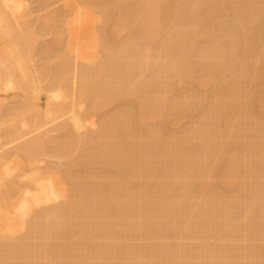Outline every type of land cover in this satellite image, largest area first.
Here are the masks:
<instances>
[{"label":"bare ground","instance_id":"6f19581e","mask_svg":"<svg viewBox=\"0 0 264 264\" xmlns=\"http://www.w3.org/2000/svg\"><path fill=\"white\" fill-rule=\"evenodd\" d=\"M110 1L111 0H108L107 2L109 3ZM113 1L118 7V8L113 7L114 8L113 10L116 9V12L120 6L118 5V2L119 4L121 1L126 3V0H120V1L113 0ZM216 1L217 3H219V5H221L222 7L221 9H224V6H222L223 4L228 9L227 7L228 2H226V0L224 1L222 0L224 2L223 4H220L221 0H215V2ZM27 2L29 3V0H0V41L3 43V45L0 44L2 46V48L0 47L1 48L0 49V106L5 105L4 102L6 100H10V98H8L9 96L13 98V97H17L18 94L20 95L22 94L26 97L30 95L28 96L30 97L29 98L30 101L28 100V97L27 98L22 97V99L26 98V100L25 99L24 100L27 101V104L28 103L30 104V108L29 106H27L28 108H26V110L34 111V112L36 111V117L33 116L34 117L33 119L35 120L33 119L31 120L32 115H30L29 118L30 117L31 118L29 119V121L18 122L17 119L20 117V114L22 112L20 110L19 104H17V102L15 103L13 102L12 104L14 105L10 104V107L8 106L7 108H5L4 106L5 108L4 117L0 118V142H1L0 144V187H4L3 194H0V264H50V263L59 264V263L53 262L54 260H56V258L54 257H56L57 255H59L60 260H62L63 258V262L61 264H249L251 261L252 255L251 256L248 255L247 258L242 257V256H245L242 253V248L236 249V250H239V252L236 253L233 250L234 247L232 246L233 245L232 239H234V233L236 232V229L240 227V225L242 224L241 222H243V219H245L244 217H246L247 215L249 216V214L253 215L251 214L252 211L260 207V204L257 205L259 201L264 204V184L262 185V187L260 185V183H264V180L263 182H261L260 181L261 179L259 178V176H257L255 177L256 180L254 178V180L256 181L255 185H254V182L251 181L253 180L252 178L255 176V174L258 173L257 175H259L260 171L262 175L264 173V148H263L264 142H263V147L261 145L260 149L257 148L262 143L260 141H258L260 142L259 144H257L258 142L255 145L251 144V146L249 147L250 149L247 148V151L251 150L254 152L255 148H256L255 151L257 149L259 150L256 152L257 155L255 154L256 160L253 158L254 156L252 157L251 154L248 152L250 156L253 158V160H255V161L251 160L250 161L251 164L248 163V161L250 160V159L249 160L247 159L248 157H250L248 156V153H247V156L241 157L240 154L238 153L240 151L236 149L237 152L236 151H234V153L232 152L233 158L231 160V158L229 157V162L225 167L226 169L222 173L225 178V181H224L225 185L227 186H230L231 184L234 185L236 181H233V180H237V177L240 171L242 169L246 170L247 167L248 169L246 171L248 172L249 170L248 174L250 176L248 175L247 177L246 174H245L246 176L243 174L244 175L243 177L245 179L250 178L251 182L250 181L249 182L253 184L252 185L248 182L250 185L256 188V186L258 185L256 184L258 182L257 179L258 178L260 179L259 180L260 183L258 182L259 183L258 187L259 189L261 187V190L259 191V189L257 188L256 189L258 191H256L255 188L251 189L252 191L254 190L253 194H252V191H251V195L249 193V195L251 196L250 198H252L251 202L249 206L244 205L246 207L247 212L244 213L243 217L242 215L241 217L239 215V221L238 220H234L232 222L224 221L222 227L218 229H216L213 226V225H216L217 218H220L221 216H223V217H226V219H228L229 213L232 211V207L230 209L226 204L222 203L221 201L223 200L222 197L221 198L211 197L208 201H204V203H202L204 204L203 207L200 206V211L198 210L200 212V213L198 212L200 216H198L199 214L197 215L199 218L198 219L197 216H195V214L193 215V213L196 212L198 208L194 209L190 205V193L192 189L190 186H191V179L194 178V175H196V173L194 172V169L198 166L196 165L198 157L199 156H205V158L209 157L210 156L209 154L212 152V149H213L212 138L215 137V139L220 141L223 134H225L224 132L227 131V128H228L227 119H224L225 122L223 125H219V123L222 122L221 119L223 118V115L221 114L228 115L231 111L236 110V108H238L239 106L241 107V104H243L242 102L245 101V99L244 101H242L243 98L240 99V97L242 93L244 92V83L247 79V76L250 70L253 71L254 69L253 68L254 66L252 65V63H250V57H248L250 56L248 55V52L251 51L250 49L249 51L237 54L234 51L235 47L232 44L231 45L227 44L228 43L227 41L223 40L225 42L224 43L221 39V40H218V42L220 41L221 43L225 45L221 43L218 44V42L216 41L219 37H216V35L219 36L223 34L226 38H228L229 33H234L233 35L235 37L239 33V36L241 35V36H245L246 39L248 38L247 42L254 43V41L258 38V35H261L262 33H264V24H263L264 22L263 23L260 22L261 15L259 14L260 12L258 11L262 8V5L257 4L258 5L257 6L255 4H252L256 6V9H255V6H253L254 9L252 8V6L251 8L248 7V9L245 8L246 10L242 9L245 11L244 13L248 15L246 16L243 13V15L245 16H243V20L241 21L239 20V16H237L240 10L238 12L237 11L235 12L234 10V12L237 13L235 14L233 12L235 17L236 16L238 17V19H236L230 16L231 18L235 19V21L233 22V20L230 18L234 24L236 23L235 25H233L234 31L231 30L232 29L231 27L230 28L231 32L229 31V29H227L228 32L227 30H224V33H223L222 30L225 29L224 27L229 28L230 24H228V26L221 25L220 27L223 26V28L221 29L219 27L218 29V32L221 31L220 32L221 34L217 33L215 35L216 37L215 41L214 39H210L212 43L208 42L210 41L208 39L214 38V34L213 36L209 34V37L205 35L204 32L206 31L207 27L204 25H207V24L202 23V20L200 24L203 25L204 28L203 26H200V27H202V29H205V31L203 32V37H202V31L200 30L201 31L200 33L198 26L195 25L196 26L195 28L198 29V31H196L197 29H195L194 26L192 28V26L190 27L187 24L182 25L184 27L180 26L181 28L179 27L180 29L178 28L177 30L175 26L174 27L175 29L174 28H173L174 30L172 29L173 32L172 30L170 31V33H173V34H170L169 31L166 33L165 32L166 28H164L165 29L164 32L169 35H167L166 37H163L165 33L160 32V28L164 27V25H162L164 22L163 21L164 17H162L164 16V12L161 10V14L162 13L163 14L160 15V13H158L159 8L158 10L156 9L157 13L160 16L158 14H155L154 16L156 18L154 17L153 18L155 20L159 19L160 17L163 18V19H160V21L162 20L161 22L162 24L158 22L157 20L158 25H159L158 26L157 23H155L156 21L151 16L148 15L149 10L146 13V11L143 9L146 13L145 19L148 16L152 19V20H149L150 18H148L147 21H143L147 23V26H149V27H146L148 30L147 31L145 30L146 28L144 25L146 23L142 24L143 30L145 32V37L147 39V40L145 39L147 42L146 43L144 42V43L147 44V46L150 45L149 47H152V45L154 44L153 43L150 44L151 43L150 38L152 37L153 39V36L155 35L156 37L154 36V39L155 38H156L155 40L158 39L155 42L158 43L157 46L160 45L159 47H161V49L158 51H161L160 54H162L161 57H158L157 60H154L153 63L150 64L148 68H150L151 65L152 67L149 69L150 71V72L148 71L149 73H147L148 68H145L146 67L145 65L148 66V63H149V60L147 57L151 55L150 52H148L150 55L146 53L147 50L150 51L149 48L142 49V51L144 49L146 50L145 55L144 53L140 55L139 53L137 54L135 52V51L138 52V50H141V48L138 50L136 49L134 51L135 53H132L130 51L132 56H134L133 54H136L137 57H139L138 55H140L141 58H143V63H142L141 58L139 59L136 57L137 58L136 59L135 57L134 58L129 57V59H131V61L129 60L130 62L129 65L131 66H129L128 64L127 65L125 64V63H128L125 59L124 61L126 62H123L122 64L123 60L121 59V61L119 62L120 58H118L117 60V58L114 55L113 60H110L111 58L106 57L109 60V62H107L108 60L105 58L107 60L106 63H105L104 58H102L104 62L102 63L99 62L100 64L98 63L97 64L98 66L101 64L103 66L101 67L97 66L98 69L96 68V64L94 66L95 68L92 67L93 62L91 61L93 60V57H92L93 52L90 49H88L87 45H89L90 40L93 38V35H92V29L91 27L89 28L88 21L86 18L87 7L85 6L87 5L85 6L73 5V9L71 8L72 9L71 13L69 14L68 20L66 22V30H65L67 34V39L65 40L66 44L64 45V39L63 37H61L63 36L62 35L63 32L60 35V37L62 38V41H61V38L60 39L57 38L58 40L57 43L58 42L60 43L61 41L62 43H60L59 45L61 46V44H63V46H65L64 47V51L66 50L65 56L66 55L69 56V54L73 55L72 57L74 58L75 64L77 65L76 67L79 68L80 66V68H83V69L85 67L84 70L80 69L81 71L82 70L84 71L83 77H82V72L80 71L77 72L78 70L74 72L76 73L75 75L73 73L75 79L72 77L73 75L71 76L68 74L70 76L68 77L69 78L68 81H70L73 78L72 79V83H73V80H75L74 81L75 86L73 85L75 87L73 88L75 91H73V93L75 94L76 97L78 95L77 98H79L80 96H82L81 98H83V95H85L87 92H88L87 94H90L89 91L91 92L92 90L94 92L96 90L97 92L98 90L97 87L102 84L100 82H103L104 78H106V76L108 77V74L110 75L109 78H111L110 81L114 80L113 77H115L119 79V82H120L121 79L122 80L124 79L122 78L123 77L122 74H125V73H126L125 75L130 78L131 74H133V72L136 70V68H138V66L142 68L139 70L140 72L143 69H146L145 70L146 74H149L152 76V78H155V81L158 82V87L161 82L164 83L166 81L164 80V78L169 81V78L174 79L176 77H179L180 75H183V73L184 74L186 72L190 73V69H195V68L198 70L200 69L202 73L199 76H197V78L195 79V82L199 85L200 88H203L209 85L210 82H212V80L214 79V75H211L210 73H208L207 69L211 68L212 70V68L215 67L214 63H216V61L218 62L219 60H221L222 64L224 63L223 66L226 67V73H224L225 68L223 69L222 68L223 66H222L221 70H224L222 74L223 76L219 74V77H221L220 79L221 81L223 79L222 81L223 83L225 82L226 85L227 84L228 85H227V89L224 90V84L221 82L218 90L215 91L211 97L210 95H207V96L201 95V96H198V98L194 96L196 99L195 98L193 99L194 102L192 106L195 107V109L200 113L199 121L197 125H194L195 127L193 126V128L188 130L186 133L182 135V137L178 139L179 148L177 152H176V137H175L176 135L174 136L172 135L173 137L170 136L169 138L166 137L167 140L165 137H163L164 139H161L160 135L153 130L149 132L151 135L147 133V135L145 134V136H143L142 142H140L138 139L134 137L135 135H134L133 128L136 127L137 123L138 124L143 123L144 120L146 119L148 121V118L150 116L154 118L159 117V112H161V110H163L162 108L166 106L167 102L165 103V101H167V99L164 100L165 97L162 96L161 89H153V88H156L154 87L155 85H153L152 89L149 87L152 84H154L155 81L153 80H151L152 83L150 82L151 85L148 86L149 88L146 86V90L147 89L148 90L145 93H143L144 90L140 91L139 87L138 89L137 88L135 89V87L133 85L131 86L130 84L131 87H134L135 89L134 91V89L132 90V88L128 85L127 87L130 88L132 92L130 89L125 88L124 89L125 91L123 92V94L124 96L128 95V96L134 97L133 99L137 100V101L135 100L136 102L133 100V102L136 103V104H133V107L135 108H133L132 106L124 107L125 110L127 111V112L124 111L125 113L124 115L123 112L118 113L119 110L121 109L123 110L124 108H121L120 106H118L120 107L119 109L118 107H116L115 109L116 111L112 113V115L110 114L111 118L108 115L109 118L106 119L108 121L101 120L99 123L100 128L99 130H97L96 139L103 140L106 138V143L103 146V148L102 149H98V148L90 149L89 148L88 150H85L91 156L95 157L94 161L96 162L97 165H99V170L101 171L102 169V171L101 172L98 171L97 172L98 174L96 172L90 173L91 171H87V173L84 175H74V176H72L71 174L65 175V178L66 179L68 178V180L71 181V184H70L71 198H68L69 200H67L66 202L64 201V203L62 202L63 204L61 203L59 205L58 204L56 205V202L60 198L64 197L63 190L61 189L60 185L58 184V180H57V178H60L59 175H57L56 177L49 172V169H42L39 167H34L31 161L35 159L34 157H37L38 155H41V154L44 155L45 152L47 154L48 152L47 148L49 146L46 145V141H44L43 138L36 137L32 139L31 138L26 139L25 141L19 143L18 145H14V144L24 139V137L29 132L39 129L40 126L44 125V123L47 124L48 123L47 120L49 118L53 117L55 120L56 119L55 117L59 118L60 116L73 113V109H74L73 106L72 105L67 106V104L65 103V99L67 98V96L65 97L66 95L65 92H67L66 90L68 88V85L71 83V82L67 83L68 81L66 82V79H67L65 78L66 73L71 71V70L69 71V69H67L66 67L70 66V64L67 62L70 61L69 59H71L70 58L71 56L65 57L63 55L64 52L60 54V55H63L64 57L62 56V59H61L62 61L60 62H58L59 60H57L56 65L57 64L58 65L57 66L55 65L57 68L54 69V70L58 69L59 72L58 70L57 72H51L53 70H51L52 68L50 69V72L52 73V75L55 74L54 77L51 75V77L53 78H49V74L51 73L50 72L48 73V69L50 68V66H47L48 69L46 73L48 74L45 75L47 76V79L44 77L45 73L43 74V70L40 72H39V69L35 71L37 68H40V67H36V65L33 62L34 57H32V52H31L33 51V49L32 47H30V44L31 42L33 43L32 39L37 37V35L34 31L33 33L32 30L29 29L32 27L31 25H30L31 27H29V25L27 26L29 22L26 21L25 18L30 13L29 8L27 9V5H28ZM86 2L87 1H85V3ZM131 2L133 1L131 0ZM131 2L129 1L128 3H131ZM210 2L212 3L214 1L209 0V3ZM91 3L93 4V2ZM128 3H126V6H128ZM149 3L150 1L148 2V4ZM94 4H98V2ZM155 4L153 5V7L151 5L152 9L154 8ZM29 5L28 7H30ZM124 5H125L124 3L121 4V10L123 9L126 10V8L123 7ZM139 5L141 6L142 4L140 3ZM260 5H261V8H259ZM198 7L196 6L195 9L197 8V10L200 11V14L202 10L204 11L201 15L203 14L205 15L206 13H208V11H206L208 8L204 10V9H199ZM127 8H130V7L128 6ZM137 8L142 10L141 9L142 6L141 8L140 7H137ZM193 9L194 7L192 6V9L190 8L189 13H188L189 17L190 16L192 17L193 15L192 18L190 17L191 18L190 20L196 19L197 17L196 13L198 14L199 17L201 16L199 12H197V10L195 9H194L195 12H191L193 11ZM125 10L124 12H126ZM132 10L134 11L135 9H132ZM116 12L115 14L117 15V21H119L120 18H118V16H124V15L119 14L120 12L119 13H116ZM124 12L122 11L121 13L124 14ZM135 12H138V11H135ZM106 13H109V12H106ZM153 13L155 12L153 11ZM24 14H27V15H24ZM111 14L113 15L114 13H111ZM211 14L209 13V16L203 15V17L204 18H206L207 16L210 17ZM126 15L129 16L131 14H126ZM238 15H240V13ZM187 17L188 15L186 16V18ZM203 17L201 19H204ZM122 18L124 19V21L123 20L122 21L125 23L126 21L125 17H122ZM210 19L208 21L206 20L207 23L210 22ZM244 19L246 20L244 21ZM135 20H133V22H135ZM153 20L155 21L154 22L155 24L152 23ZM213 20L214 22H216L215 18H212L210 24L213 23ZM130 21L131 20H129V22ZM148 21L149 22L151 21L150 23L156 25L155 28H154V25L153 27L152 25H148L149 23ZM261 21H263V19H261ZM195 22H198V21H195ZM164 24H165V27H167L166 26L167 23L164 22ZM210 24L208 23V25ZM127 26L129 27V25ZM130 27H132V23ZM150 27H152L153 29H151ZM136 28H138L139 30V28H142V26L136 27ZM148 28L151 30H149ZM105 29L107 28L105 27ZM111 29H110L111 32L112 31L115 32L114 29L113 30ZM117 29H119V27L116 28L115 34H117L118 32ZM152 30L153 32L155 30V32L154 33L151 32ZM146 31L148 32L149 35L147 34ZM176 31H178V33H176ZM195 31L196 33L199 32V34L201 35L195 34V36L197 37H193L192 43H190L189 41L193 35V32ZM32 33L34 34V36L35 35L36 36L35 37L32 36L31 35ZM140 33L141 32L139 31L138 34ZM151 33L153 34V36L150 35ZM155 33L156 34L158 33V35H156ZM204 35L208 37L207 40H205L206 37H204ZM246 35L249 37H247ZM56 36H59V35H56ZM99 36H100L99 34H97L96 36V38H99L97 39L98 41H100L101 39ZM106 36L105 37L102 36V37L106 38ZM141 36L143 38V35ZM160 36L162 38L160 41L161 43L159 42ZM200 36L202 37L203 41H207L208 43H211V45H208L206 42L201 43L202 40ZM28 37H29V41L31 40L30 42H27ZM235 37L233 38V40L236 39L235 42H238L237 37L236 38ZM186 38H188L187 40L189 41H186ZM199 39H200L201 44L199 43ZM126 41L127 40H125V42ZM129 41H130V38H129ZM140 41H138L139 44H140ZM195 41H198L197 43L199 45L196 43L198 47L195 45ZM184 43L185 44L187 43L188 46L191 45L190 52L191 53L193 52L192 54H197V52L196 53L194 52L193 45H195L197 49L199 50L198 53H200L201 51L202 53L201 55L203 57L199 54L192 55L191 53H188L189 48H187L188 49V52H187L186 51L187 49H184L185 48ZM47 44H45V46ZM212 44H214L213 46L215 47H213ZM233 44L237 45V43H233ZM35 45L33 46L35 47ZM127 45L128 44H126V46ZM200 45L201 47L202 46L203 47L201 48ZM219 45H222V46L219 47ZM47 46H50V45H47ZM132 46H133V43H132ZM209 46H211L213 49H210ZM182 47L184 48L181 49ZM36 48L37 47H35L34 50H36ZM44 49H43V52L45 53L46 49L45 50ZM55 49L56 48H54V50ZM128 49L129 48L127 47L126 50ZM130 49L132 48L130 47ZM180 49L181 51L184 50L185 53L181 52ZM37 50H40V49L38 48ZM58 50H60V48ZM204 51L208 52L209 54L211 53L210 55L213 54V56L214 54H217L218 57H215L216 55L214 57L207 55L206 52H205L206 55L205 54L204 55L207 57H204L203 55ZM120 52L123 53V51H120ZM125 53L126 52L124 49V54ZM118 54L119 52L117 53V55ZM127 54H126L127 56L125 55L126 56L125 58H128L129 52H127ZM45 55L43 54V56ZM119 56L120 55H118L117 57ZM143 56H146V57H143ZM49 58L51 57L49 56ZM99 58L101 61H103L101 57ZM146 58H147L146 60L147 63L145 61ZM115 59L117 60V62ZM132 59L134 61H132ZM135 59L137 60V62H135ZM51 60L53 61V58ZM85 61H87L86 63L87 66L81 67L82 66L81 63L82 62L85 63ZM112 61H114L113 64H112ZM144 61L146 64L144 63ZM78 62H81L79 63V66H78ZM91 63H92V66L90 65ZM121 64H122L123 69L120 68ZM124 64H125V67H123ZM142 64L143 65L145 64L144 65L145 67L141 66ZM218 64L219 63H216V65ZM237 64H239V66ZM106 65L108 68L106 67ZM134 65L136 68H134ZM236 65L237 67H239L238 71H236L237 70ZM72 66L73 65H71V67ZM104 66L107 69L111 70V72H107V75H105L106 74L105 72L107 71V69L104 70V72H102L103 68L105 69ZM52 67L54 68L53 65ZM88 67H90V70L88 69ZM92 68L97 69V70L91 71ZM128 68L129 69L131 68L130 71H132V72H129V75H128V71L126 72V70H129ZM132 68L135 70L133 71ZM66 69L68 70V72ZM71 69H73V67ZM87 69L90 71V72L88 71L89 73L87 72ZM213 69H216V68H213ZM32 70H34L35 72L33 71L34 72L33 73ZM65 70L66 72L64 73ZM121 70H125V72L123 71L124 72L123 73ZM115 71L116 72L121 71L122 74L120 73L121 74L120 75L119 73H116ZM113 72H115L114 73L115 75L119 74V76H122V77L118 78V75L113 76L114 75L112 74ZM233 72H238L236 73L237 76L235 75V82L232 81L234 83L231 82L233 77L230 76L231 74L233 75L235 74ZM220 73H222V71ZM39 74H41V76L45 78V82L47 85H45V82L43 81V79H40L41 76ZM79 74L81 75V77ZM259 74H260L259 85L264 87V74L262 73H259ZM101 75L105 77L101 78L102 77ZM228 77L231 78V80H228ZM100 78L102 79V81L100 80ZM158 79H160V81H158ZM106 80L108 81V78H106L104 81L106 82ZM228 81L231 83H229ZM114 82L115 81H112V83L110 84L115 85L113 87H117L118 83L116 82L115 84H113ZM106 83L108 84L109 82H106ZM112 85H110L109 87H111ZM109 87L107 86L106 88L107 89L106 91L108 93H109L108 91ZM118 87L117 89H119ZM140 88L145 89L141 86ZM136 90H139V91H136ZM94 92L92 94L96 93ZM107 92L106 94H108ZM92 94H90L91 96L88 98H91ZM42 95H44L45 97L44 105L40 104V99ZM85 97L82 100L84 101L89 100L87 99V97L86 98ZM119 97L120 96L118 95L116 98L119 99ZM12 100H17V99H12ZM93 100L94 99H92L91 101ZM95 100L94 101L96 105L99 104V101L101 105L106 102H109V99H104L105 101L99 100V99H95ZM111 100H114V99L111 98ZM190 100L188 102H190ZM100 104L98 105L99 106L98 107L96 105L94 106L93 102H91V106H93L92 108L94 110H97V108H100L101 107ZM187 104L189 105V103ZM244 105L245 103L242 106ZM192 106L188 108H193ZM128 107L130 110L127 109ZM172 107L173 106L171 105V108ZM222 112H225V113H222ZM115 113H118V114H115ZM113 114H115L114 116L115 118L118 119V121L112 118L114 117ZM81 117L82 116H80L79 113L78 114L73 113L70 119L67 120L68 123L63 124L60 127L61 128L60 132L67 130L68 134H66V136L63 137L64 138L63 140L61 139L62 142H61L60 147H58V144L56 142L60 143L61 140L55 141V142L51 141L52 144L50 143V141H48L49 145H52L49 147L51 151L56 148L55 151H58L60 153L64 151L66 148H68L69 146H71V144H74L73 139H77V138H74L75 136L72 137L73 135L70 132H68V130L69 129L80 130L81 127L83 128L84 125L86 126L88 123L85 124L86 122L84 123V120ZM110 119L111 120L113 119L116 122H118L117 124L119 123H122V124L120 125V127L118 125L119 128L116 126L117 129L114 127L113 129L108 131L104 127L108 123H115V122L109 121ZM216 119L217 121H215ZM149 120H151V117L149 118ZM218 120H221V121L218 122ZM39 121L42 122V125L40 126L39 124H37L39 123ZM173 124L175 125L176 122H174ZM37 125L39 126V128L37 127ZM243 128L244 126L240 130V133L245 132ZM136 129L137 127L135 128V131ZM215 129H217V131H215ZM26 130H28V132H25ZM64 132L66 133V131ZM151 132H153V134ZM78 139H79V142H81V139L80 138ZM77 140H75V143ZM195 140L199 141L200 146L197 143L196 144L194 143L195 145L193 144V141ZM135 145L137 147L139 146L140 150L137 149ZM131 146H133V148L134 147L136 148V149L135 148L133 149V151L136 150L135 152L132 151ZM46 149L47 151H45ZM81 151L84 152L83 150ZM253 152H251L252 155H253ZM133 153H137V154H133ZM16 155L17 156L19 155L18 157L20 158H18ZM244 157H247L245 159H247V164H249L250 166L249 165L247 167L246 165L244 166V164L246 163L244 161L245 160ZM15 158L17 162L16 160H14ZM114 159H116V161H114ZM18 160L21 162L19 163ZM23 164L26 165L25 167L27 168L28 171L25 169L22 170V168H25L22 166ZM161 164L165 165L164 167H162V170H161V166H162ZM242 165L245 168L242 167ZM157 167L158 168L160 167L161 171ZM19 169L20 171L21 170L24 171L21 176L16 174L19 171ZM157 169H158V172H156ZM143 171H146V173H144ZM246 171H243V172L245 173ZM161 172H162V176L161 174H159ZM154 174L156 175L159 174L161 176L159 177V179L160 178L161 179L158 183L155 182L157 178H154L155 177L153 176ZM159 175H157L156 177H158ZM140 176L144 178L143 182H141L142 185L136 184L134 185V187H132L133 184H131V179H134ZM151 178L155 179V181L153 179L151 180ZM244 178L242 179V181L245 180ZM147 180H148V183L149 182L151 183L153 181L154 183L152 182V184L153 185L155 184V186L152 188L151 184L146 183ZM243 182L247 184L246 181H243ZM171 191L173 192L170 193ZM169 193L172 195V197L171 195H168ZM46 205H49V206L45 207ZM244 206L238 205V207H233V208L234 210L236 208V212H237V210L239 211V209L242 210ZM241 210L239 211L238 214H240ZM179 216L186 217L185 220H186L187 228H186V233L183 239L182 238L176 239V234H177L176 225L179 223ZM74 225L77 227V230L75 227H73ZM196 226L199 227L198 233L201 236H200V241L197 242L198 244L194 243L196 246L193 245L195 249L192 250L191 248H193V246L187 247L188 245L193 244L192 242H188L189 239L191 241V238H190L191 235L188 232L191 229L193 230V228ZM24 229H25V232H21ZM159 230H162V232L159 233L158 232ZM136 233H138L137 241H134L135 243L134 242L130 243L132 242L131 239L134 238V240H136L135 238ZM191 233H193V231ZM245 233L246 235L244 234L243 236L246 237L247 232ZM42 250L45 251L44 253H47V255L44 254V257H43V253L41 252ZM252 252L254 251L252 250ZM234 254L236 255L234 256ZM51 258L53 259V261H51ZM212 259L217 260V262L216 261L214 262ZM234 259L235 260L238 259V262L237 263L233 262ZM12 260L15 261V263L12 262Z\"/></svg>","mask_w":264,"mask_h":264},{"label":"rangeland","instance_id":"374dc122","mask_svg":"<svg viewBox=\"0 0 264 264\" xmlns=\"http://www.w3.org/2000/svg\"><path fill=\"white\" fill-rule=\"evenodd\" d=\"M85 1H87L86 3H85ZM108 0H29V3H28V5L30 6V7H28V5H27V9L29 8V10H30V13L27 15V14H24V15H27L26 16V21H28L29 22V24H27V26L29 25V27H31V28H29V29H31L32 30V32L34 31L35 33H36V35H37V37H35L34 36V32L31 34L32 36H34L33 38L34 39H32L33 40V43L31 42V44H30V47H32V49H33V51H31L32 52V57H34V64L36 65V67H40V68H37L35 71H37L38 69H39V72L40 71H42L43 70V74H44V77L47 79V76H45L46 74H48L49 72H50V69L51 70H53V71H51V72H57V70H54V69H56L57 67V65H56V63H57V60H59L58 62H60V61H62L61 59H62V56L64 55L65 56V51H64V47L65 46H63V44H61V46L59 45L60 43H62L61 41H62V38L61 37H63V39H64V45L66 44L65 43V40L67 39V34H66V22H67V20H68V16H69V14L71 13V10L73 9V5H82V6H85V5H87V6H85V7H87V12H86V18H87V21H88V26H89V28L91 27V29H92V35H93V38L90 40V43H89V45H87V47H88V49H90L92 52H93V55H92V57H93V60L91 61V62H93V66H92V63L90 64L92 67H94L95 66V64H96V68H97V66H98V64H100L99 62H104V60H105V63H106V61L108 60V58H111L110 60H113L114 59V55H115V57L117 58V60H118V58H120V60H119V62L121 61V59L123 60L122 61V64H123V62H128V63H125L126 65L128 64L129 65V60L131 61V59H129V57L130 58H136L137 57V55L136 54H133L134 56H132L131 55V53H130V51L132 52V53H139L140 55L142 54V53H144V55H145V49L146 48H149V50L150 51H148L147 50V52L146 53H148V52H150V56H152V57H147L148 58V60H149V63H148V66L147 65H145L146 63H147V58L145 59V61H146V63H145V61H144V65L146 66H144L143 64L141 65V66H144L145 68H148L149 66H150V64H152L153 63V61L154 60H157L158 59V57H161L162 56V54H160V52L161 51H158V50H160L161 49V47H159L160 45H158L157 46V44L158 43H156L155 41H157V40H155L154 39V36H153V34L151 33L150 35L151 36H153V39H152V37L150 38L151 40V43L150 44H154V45H152V47H149V46H147V44H145L147 41V39H146V37H145V32H144V30H143V23H146V22H143V21H147L148 20V18H150L149 16H151L152 18L154 17V18H156L154 15L155 14H158V13H160V15H162L161 14V10L164 12V16H162V17H164V19L163 18H159V19H157L158 20V22H162V20L160 21V19H163V21L164 22H166L167 24H166V26L167 27H165V24H164V22H163V24L162 25H164V27H161L160 28V32H164V28H166V30H165V32L167 33L168 31H169V33H170V31L175 27L176 28V30L181 26V27H184V26H182V25H185V24H187L188 26H192V28H193V26H194V28L196 27V26H198L199 27V31L201 30L202 31V37H203V32L205 31V29H202V27H200V26H203V25H201L200 24V22H201V20H202V23H204V24H207V25H204V26H206L205 28H206V31L204 32L205 33V35L206 36H208L209 37V34L210 35H212L213 36V34H214V38H209L208 40H210V39H214V41H215V38L216 37H219L218 39H217V41L216 42H218V40H221L222 39V41L224 40V41H227L228 43L227 44H232L234 47H235V52L237 53V54H240V53H243V52H246V51H249V49L251 50L250 52H248V55H250V56H248V57H250V63H252V65L254 66L253 68V71H251L250 70V72H249V74H248V76H247V79H246V81H245V83H244V92L242 93V95H241V97H240V99H242L243 98V100L242 101H244V99H245V101L244 102H242L243 104L245 103V105L244 106H242L243 104H241V107L239 106L238 108H236V110H233V111H231L228 115H226V114H221V115H223V118L221 119L222 120V122H220L219 123V125H223L224 124V119H227V122H228V128H227V131H225L224 133L225 134H223V136H222V138L220 139V141L219 140H217V139H215V137H213L212 138V146H213V149H212V152L209 154L210 156L209 157H207V158H205V156H199L198 157V159H197V164L196 165H198L195 169H194V172L196 173V175H194V178H192L191 179V193H190V205L194 208V209H196V208H198L197 209V213L196 212H194L193 213V215L195 214V216H197L200 212V206H202L203 207V205L204 204H202V203H204V201H208L211 197L213 198V197H219V198H223V200H221L222 201V203L223 204H226L230 209H231V207H232V211L229 213V218L228 219H226V217H223V216H221L220 218H217V221H216V225H213L216 229H218V228H220V227H222V225H223V223H224V221H229V222H232V221H234V220H238L239 221V215H240V217H241V215H242V217H243V215H244V213L245 212H247L246 211V207L244 206V205H248L249 206V204H250V202H251V199L252 198H250L251 196V189H254L255 187L254 186H252L253 184L252 183H250L251 181H253L254 182V185H255V180H256V178L255 177H257V176H259V178L261 179H257L258 180V182L260 183V181L261 182H263V180H264V173H263V175H262V173H261V171H260V173H259V175H257V174H255V176L252 178L253 180H251L250 181V178H248V179H245L243 176L246 174L247 175V177H248V172H249V170H248V172L246 171L247 169H248V165L249 164H251L250 163V161L251 160H253V158L256 160V158H255V154L257 155V151H259L258 149H260L261 148V145H262V147H263V142H264V87L263 86H260L259 85V83H260V74L259 73H262V74H264V33H262L261 35H258V38L254 41V43L253 42H247V39L245 38V36H239V33L236 35V37H237V41L238 42H235L236 41V39H234L233 40V38L235 37L233 34L234 33H229V37L228 38H226L223 34H221L220 32H218V29H219V27L221 26V25H224V26H228V24H230V25H232V26H230L229 25V28H227V27H224L225 29H223L222 31H223V33H224V30H227V29H229V31H230V28L232 27V29L231 30H233L234 31V28H233V25H235L233 22L235 21V19H233V18H231V17H234V18H236V19H238V17L237 16H239V20L241 21V20H243V16H245L246 14L244 13L245 11L244 10H242V9H248V7H250L251 8V6H252V8H253V6H255V5H257V4H261L262 5V8H261V5H260V7L259 8H261L260 10H258L260 13V22L261 23H263L264 22V0H226V2H228V4H227V7H228V9L225 7V5L223 4L224 2V0L222 1L221 0V2L220 1H218V2H220V4H223L222 6H224V9H221L222 7H221V5H219V3H217V1L215 2V0H213L214 2H210L209 3V0H149L150 1V3L148 4V0H141V1H139V0H136V1H134V0H132L133 2H131V0H129L131 3H128L129 1L128 0H126V3H128V6L130 7V8H127L128 6H126V3L125 2H123V1H121L120 2V4H119V2H118V5H120L119 6V12H118V10H117V12H116V9L115 10H113L114 8H118L117 7V5L115 4V2L113 1V0H111V1H113V2H107ZM120 1V0H119ZM139 1V2H138ZM145 1V2H144ZM148 1V2H147ZM152 1H153V3L155 4V6H154V8L152 9L151 8V5L153 4L152 3ZM82 2V3H81ZM91 2H93V4L91 3ZM98 2V4H94V3H97ZM116 2V3H117ZM197 4H196V3ZM80 3V4H79ZM90 5H89V4ZM100 3V4H99ZM122 3H124L125 5L123 6V7H125L126 8V10L125 9H123V7H122V9L123 10H121V4ZM137 3V4H136ZM142 4L141 6H142V8H141V6L139 5V4ZM144 3H146V4H144ZM200 3V4H199ZM215 3V4H214ZM84 4V5H83ZM147 4H148V6H147ZM153 4V5H154ZM193 4H195L197 7H198V5H199V9H207L206 11H208V13H206V11H205V15H208L209 16V13L211 14V15H213V16H211L210 15V17H206L207 19L209 18H215V21L216 22H214V20H213V23H211L210 24V22H211V19H210V22H208L210 25H208V23H207V21L209 20H207L206 18H204L203 17V15H201L204 11L202 10L201 11V14H200V11H198L197 10V8L195 9V5H193ZM210 4V5H209ZM226 4V3H225ZM252 4H255V5H252ZM114 5V6H113ZM138 5V6H137ZM153 5H152V7H153ZM105 6H109L108 7V9H107V7H105ZM133 6H134V8H133ZM140 7L142 10H140L139 8H137V7ZM150 6V7H149ZM192 6L194 7V9L195 10H197V12H199V14L204 18V19H206V20H204V19H201L202 17L200 16H198V14L196 13V15H197V17H196V15H195V17H196V19H193L194 20V22H193V20H190L192 17H193V15H192V17L190 18L189 17V10H190V8L192 9ZM258 6V5H257ZM114 7V8H113ZM132 7V8H131ZM136 7V8H135ZM72 8V9H71ZM111 8V9H110ZM158 8H159V12L157 13V10H158ZM259 8H257V9H259ZM127 9H128V11H127ZM132 9H135L134 11L132 10ZM137 9V10H136ZM146 11V13L148 12V10H149V12H150V14H149V12H148V17L145 19V11ZM157 9V10H156ZM194 9H193V11H191V12H195L194 11ZM218 9V10H217ZM220 9V10H219ZM229 10V11H227V10ZM245 9V10H246ZM254 9V8H253ZM255 9H256V6H255ZM28 10V11H29ZM114 11V12H112V11ZM124 10L127 12H124ZM132 10V11H131ZM233 10V11H232ZM234 10H235V12L237 11H239L240 10V15H238L237 13H235L234 12ZM70 11V12H69ZM124 12V14L123 13H121V12ZM135 11H138V12H135ZM153 11L155 12V13H153ZM215 11H217V12H215ZM106 12H109V13H106ZM115 12L116 13H119V14H122V15H124V16H118V18H120V20L119 21H117V15L115 14ZM128 12H130V13H128ZM134 12H135V14H134ZM142 12V13H141ZM190 12V13H191ZM235 14H237V16L235 17V15H234V13ZM111 13H114L113 15L111 14ZM131 14V15H129V16H127L126 14ZM133 13V14H132ZM137 13V14H136ZM153 14V16H152V14ZM243 13L245 14V15H243ZM107 16H106V15ZM110 14V15H109ZM144 14V15H143ZM112 15V16H111ZM114 15H115V17H114ZM159 15V14H158ZM159 15V16H160ZM188 15V20H187V18H186V16ZM204 15V16H205ZM234 15V16H233ZM248 15V14H247ZM246 15V16H247ZM105 16V17H104ZM231 16V17H230ZM263 16V17H262ZM25 17V16H24ZM28 17V18H27ZM107 17V18H106ZM122 17H125V19H126V21H127V23H129V24H127L126 23V21H125V23L123 22L124 21V19L122 18ZM126 17H128V18H126ZM132 17V18H131ZM143 17V18H142ZM194 17V18H195ZM109 18H110V20H109ZM113 18H115V19H113ZM122 18V19H121ZM131 18V19H130ZM134 18V19H133ZM153 18V19H154ZM197 18H198V20H197ZM233 20V22H232V20ZM245 18V17H244ZM136 19V20H135ZM199 19H200V21H199ZM247 19H248V17H247ZM261 19H263V21H261ZM123 20V21H122ZM129 20H131L130 22H129ZM133 20H135V22H133ZM139 20V21H138ZM149 20H152L151 18L149 19ZM155 20V19H154ZM152 21V23H154L155 21V23H157V25H158V22H157V20H155V21ZM190 20V21H189ZM231 22H230V21ZM246 19H244V21H245ZM110 21H111V23H110ZM114 21V22H113ZM189 21V22H188ZM195 21H198V22H195ZM206 23H205V22ZM238 21V20H237ZM109 22V23H108ZM116 22V23H115ZM149 22V21H148ZM151 22V21H150ZM149 22V23H150ZM226 22V23H225ZM115 23V24H114ZM131 23H132V27H130V25H131ZM134 23V24H133ZM148 23V25H152V27H153V25L155 24H152V23H150L149 24ZM48 24V25H47ZM102 24H104V25H102ZM107 24V25H106ZM117 24V25H116ZM123 26H121V25ZM137 24V25H136ZM264 24V23H263ZM31 25V26H30ZM113 26V28H112V26ZM127 25H129V27L127 26ZM145 25V28L146 27H149V26H147V23L146 24H144ZM196 25V26H195ZM218 25V26H217ZM101 26V27H100ZM142 26V28H139V30H138V28H136V27H141ZM155 26L156 25H154V28H155ZM159 26V25H158ZM204 26H203V28H204ZM209 26V27H208ZM262 26V25H261ZM43 27V28H42ZM105 27L107 28V29H105ZM112 29H111V28ZM119 27V29H117V34H115L116 33V28H118ZM121 27V28H120ZM152 27H150L151 29H153ZM180 27V28H181ZM234 27H236V26H234ZM99 28V29H98ZM131 28V29H130ZM144 28V29H145ZM159 28V27H158ZM174 28V29H175ZM179 28V29H180ZM221 29L223 28V26L222 27H220ZM34 29V30H33ZM101 29V30H100ZM104 29V30H103ZM110 29L111 30H115V32H111L110 31ZM133 29V30H132ZM142 29V30H141ZM149 29V28H148ZM151 29H149V30H151ZM173 29V30H174ZM195 29H197V28H195ZM30 30V31H31ZM103 30V31H102ZM145 30H147V28L145 29ZM162 30V31H161ZM173 30H172V32H173ZM58 31V32H57ZM99 31V32H98ZM105 31V32H104ZM107 31V32H106ZM128 33H127V32ZM139 33V31L141 32L140 34H138L137 32ZM143 31V32H142ZM148 31V30H147ZM146 31V32H147ZM157 31V30H156ZM179 31V30H178ZM178 31H176V33H178ZM196 31H198V29L196 30ZM196 31L195 32H193V35H192V37H191V39H190V41L189 40H187L188 38H186V41H189L190 43H192V38L193 37H197V36H195V34L197 35V34H199V32L198 33H196ZM201 31H200V33H201ZM217 31V32H216ZM232 31V32H233ZM28 32V31H27ZM26 32V33H27ZM57 34H56V33ZM64 34H63V33ZM96 32H98V33H96ZM104 32V33H103ZM150 32V31H149ZM151 32H153V30L151 31ZM154 32H155V30H154ZM153 32V33H154ZM164 32V33H165ZM227 32H228V30H227ZM231 32V31H230ZM61 33H62V35L63 36H61L60 37V35H61ZM101 33V34H100ZM102 33H103V35H102ZM165 33V34H166ZM217 33H219V34H221V35H219V36H217L216 34ZM29 34V33H28ZM97 34H99L100 36V41H98L97 39H99V38H96V36H97ZM147 34H148V32H147ZM156 34V33H155ZM159 34H161V33H159ZM164 34V36L163 37H166L167 35H169V34H166L165 35ZM170 34H173V33H170ZM56 35H59V36H56ZM107 35V36H106ZM138 35V36H137ZM140 35V36H139ZM141 35H143V38H142V36ZM149 35V34H148ZM156 35H158V33L156 34ZM199 35H201V34H199ZM204 35V37H206ZM215 35H216V37H215ZM222 35H223V37H222ZM257 35V34H256ZM32 36H30V37H32ZM102 36H106V38H103ZM127 36V37H126ZM137 36V37H136ZM162 36V35H161ZM161 36H160V40H159V42L161 41ZM183 36V35H182ZM231 36V37H230ZM233 36V37H232ZM247 36V35H246ZM130 38V41H129V38ZM145 37V38H144ZM149 37V36H148ZM147 37V38H148ZM156 37V36H155ZM159 37V36H158ZM179 37H180V35H179ZM199 37V36H198ZM201 37V36H200ZM202 37H201V40H202ZM208 37H206L205 38V40H207V38ZM235 37V38H236ZM247 37H249V36H247ZM37 38V39H36ZM57 38L58 39H60L61 38V41H60V43L58 42L57 43ZM141 39V41H140V39ZM224 38V39H223ZM226 38V39H225ZM31 39V38H30ZM55 39H56V41H55ZM146 39V40H145ZM165 39V38H164ZM36 40V41H35ZM125 40H127L126 42H125ZM154 42H153V41ZM196 40H198V39H196ZM31 41V40H30ZM29 41V37H28V40H27V42H30ZM38 41V42H37ZM115 43H114V42ZM138 41H140V44H139V42ZM150 41H148V42H150ZM203 41V40H202ZM201 41V43H204V42H206L208 45H211V40L210 41H208V42H211V43H208L207 41H203L202 42ZM213 41V40H212ZM223 41V42H224ZM1 42V41H0ZM38 44H37V43ZM54 42V43H53ZM130 42H132L133 43V46H132V43H130ZM145 42V43H144ZM198 41H195V45L197 46V43ZM22 43V42H21ZM37 45H35V44ZM48 43V44H47ZM52 45H51V44ZM56 43V44H55ZM142 43H144V44H142ZM156 43V44H155ZM161 43V42H160ZM188 43V42H187ZM185 44L184 43V45H185V48L184 47H182L181 49H187V48H189V52H188V49L186 50L188 53H191L190 51V49H191V45H189L188 46V44ZM197 43V44H196ZM199 43H200V39H199ZM200 43V44H201ZM214 43V42H213ZM219 43H221L220 41L218 42V44ZM225 43V42H224ZM233 43H237V45H234ZM1 45H3V43L1 42L0 43ZM35 45V47H37L36 48V50H34V46L33 45ZM45 44H47V45H50V46H45ZM100 44H101V46H100ZM126 44H128L127 46H126ZM130 44V45H129ZM139 44V45H138ZM215 44V43H214ZM214 44H212V46L214 45ZM217 44V45H218ZM221 44H223V43H221ZM0 45V47L2 48V46ZM32 45V46H31ZM55 45H57V46H55ZM122 45H124V46H122ZM195 45H193L194 46V52L196 53L197 52V54H192V55H201L202 53H201V51H200V53H198L199 52V50L197 49V47L195 46ZM199 45V44H198ZM206 45V44H205ZM223 45H225V44H223ZM42 46V47H41ZM59 46V47H58ZM222 45H219V47H221ZM238 46V47H237ZM34 47V48H33ZM47 47V48H46ZM53 47V48H52ZM127 47L129 48L128 50H126L127 49ZM130 47L132 48V49H130ZM136 47H138V48H136ZM200 47H201V45H200ZM203 47V46H202ZM201 47V48H202ZM207 47V46H206ZM205 47V48H206ZM213 47H215V46H213ZM218 47V46H217ZM0 48V49H1ZM40 49V50H37V49ZM48 51V53H47V51L45 50V49ZM50 48H52L53 49V51H52V49H50ZM54 48H56L55 50H54ZM60 48V50H58ZM62 48V49H61ZM134 48V49H133ZM141 48V50H138V49H140ZM143 48H145L143 51H142V49ZM209 48L210 49H213L211 46H209ZM31 49V50H32ZM43 49L45 50V53H46V55H45V53L43 52ZM124 49H125V54H124ZM138 50V52L137 51H135V50ZM181 49H180V51H181ZM221 49V48H220ZM57 50V51H56ZM106 50V51H105ZM133 50V51H132ZM204 50V49H203ZM206 50V49H205ZM35 51V52H34ZM120 51H123V53L122 52H120ZM135 51V52H134ZM142 51V52H141ZM193 51V50H192ZM207 51H208V49H207ZM220 51V50H219ZM36 52H38V53H36ZM55 54H54V53ZM64 52V53H63ZM106 54H105V53ZM110 54H109V53ZM115 52V53H114ZM119 52V54L118 55H120L119 57H117L118 55H117V53ZM127 52H129V56H128V58H125L128 54H127ZM141 52V53H140ZM181 52H184V50L183 51H181ZM186 52V53H187ZM203 52V51H202ZM205 52L206 51H204V53H203V55L205 54ZM210 52H212V51H210ZM35 55H34V54ZM51 53V54H50ZM61 53H63V55H60ZM121 53H122V55H121ZM163 53V52H162ZM185 53V52H184ZM187 53V54H188ZM207 53V55H210L208 52H206ZM43 54L45 55V56H43ZM53 54H54V56H53ZM103 54V55H102ZM108 54V55H107ZM127 54V55H126ZM164 54V53H163ZM43 57H42V56ZM102 55V56H101ZM117 55V56H116ZM126 55V56H125ZM131 55V56H130ZM140 55H138L139 57H137V58H141V56ZM160 55V56H159ZM182 55H183V53H182ZM206 55V54H205ZM204 55V57H207V56H205ZM216 55V56H215ZM49 56L51 57V58H49ZM63 56V57H64ZM68 55H66L65 57H67ZM71 56V57H70ZM73 55H71V54H69V56L68 57H70L71 59H69L70 61L69 62H67V63H69L70 64V66H68V67H66L67 69H69V71L70 72H68V70H67V72L68 73H66V77L65 78H67L66 79V82L69 80V78L68 77H70L69 75H73V73L76 71V70H78L77 72H82V77H83V70L85 69V67L84 66H87V61H85V63H81V62H78V66H79V63H81L82 64V66L81 67H84V69L83 68H80V66H79V68L78 67H76L77 65L75 64V60H74V58L72 57ZM164 56V55H163ZM202 56V55H201ZM210 56H212V57H218V55L217 54H214V56H213V54L212 55H210ZM58 57H60V58H58ZM99 57H101V59L102 58H104V60L103 61H101L100 60V58ZM106 57H108V58H106ZM143 57H146V56H143ZM199 57V56H198ZM203 57V56H202ZM53 58V61L51 60ZM73 58V59H72ZM107 60H106V59ZM136 58V59H137ZM45 59V60H44ZM51 60V61H49V60ZM124 59L126 60V61H124ZM135 59V62H137V60ZM142 59V63H143V58H141ZM47 60V61H46ZM116 60V59H115ZM117 60H116V62H117ZM219 60V59H218ZM132 61H134L133 59H132ZM141 61V60H140ZM220 61V62H219ZM218 62L216 61V63H219L218 65H216V63H214V65H215V67H213V68H216V69H213L212 68V70H211V68L210 69H207V72L208 73H210L211 75H214V79L212 80V82H210V84L209 85H207V86H205V87H203V88H200L199 87V85L195 82V79L197 78V76H199L201 73H202V71L199 69H190V73L189 72H186L185 74L183 73V75H180L179 77H176V78H174V79H170L169 78V81L167 80V79H165L164 78V80H166L164 83H160L159 84V87H158V82L157 81H155V78H152V76L151 75H149V74H146V69H143L144 70V72H143V70L140 72L139 70L140 69H142L140 66H138V68H136L135 67V65H134V68H136V70L135 69H133L132 68V70L134 71L133 72V74H131V76H130V78L129 77H127L125 74H122L121 73V71L123 72H125V70H121V71H115L116 73H121L122 74V76H119V74H117L118 75V78L119 77H122V78H124L123 80L121 79V81L119 82V79H117V78H115V77H113V79L114 80H112V81H115L113 84H115L116 82L118 83V88L120 89V91H119V89H117V87H113V86H115V85H112V84H110V83H112V81H110V79L111 78H109V74H108V77L106 76V78H108V81L106 80V82H109L108 84L104 81L106 78H104V80H103V82H100V83H102L100 86H98L97 88H98V90H97V92H96V90H95V92L92 90L91 92L89 91V93L90 94H92L93 92L95 93V94H92V99H99V100H104V99H109V102H106V103H104V104H100V101H99V104L101 105V107L100 108H97V110H94L92 107L93 106H91V102H93V104H94V106L96 105L95 104V101H97V100H93V101H91L92 99L91 98H88V97H90L91 95L90 94H85V95H83V98L86 96L87 97V99H91L90 101L89 100H86V101H84V100H82L83 98H81L82 96H80L79 98H77L78 97V95H77V97L75 96V94L73 93V91H75L73 88H75L74 86V81L75 80H73V83H72V79L74 78L75 79V77H74V75L76 74V73H74V75L72 76L73 78L70 80V81H68L67 83H69V82H71L69 85H68V88H67V92H65L66 93V95H65V97L67 96V98L65 99V103L67 104V106L68 105H72L73 106V113H76V114H80V116H82L81 118L84 120V123L85 124H87L86 126L84 125L83 126V128L81 129L80 128V130H75V129H69L68 130V132H70L73 136L72 137H74V138H80L81 139V142H79V139L77 140V139H73L74 140V144H71V146H69L68 148H66L64 151H62V152H58V151H55V149L54 150H50L49 149V147L50 146H52V145H49V142L48 141H50V143H51V141L52 142H55V141H60L61 139L63 140L64 138V136H66V134H68L67 133V130H64V131H66V133L64 132V131H62V132H60L61 130V126L63 125V124H67L68 123V121L67 120H69L70 119V117L72 116V114L73 113H70V114H66V115H63V116H60L59 118H57V117H55L56 119L54 120V118L53 117H51V118H49L47 121H48V123L47 124H45L44 123V125H42V122H40L39 121V123H37V124H39V126L40 125H42V126H40V128H39V126L37 125V127L39 128V129H36V130H34V131H31V132H29L25 137H24V139H22L21 141H19V142H16L14 145H18L19 143H21V142H23V141H25L26 139H32V138H43L44 139V141H46V145H48L47 147V149H48V152H47V154H46V152H45V154L44 155H38L37 157H34L35 159H33V160H31L32 161V163H33V165H34V167H39V168H42V169H49V172L52 174V175H54V176H56L57 177V175H59V177L60 178H57V180H58V184L60 185V187H61V189L63 190V198H60L57 202H56V205L58 204H61L62 202L64 203V201L66 202L67 200H69L68 198H71V192H70V189H71V186H70V184H71V181H69L68 180V178L66 179L65 178V175H67V174H71L72 176H74V175H84V174H86L87 173V171H91L90 173H94V172H98V171H100L99 170V165H97L96 164V162L94 161V156H91L89 153H87L85 150H88L89 148L91 149V148H98V149H102L103 148V146L105 145V143H106V138L105 139H99V140H97L96 139V134H97V130H99V123H100V121L101 120H104V121H108V120H106V119H108L109 118V116H110V118H111V115H112V113H114L116 110V107H118V106H120L121 108H124V107H127V106H132L133 107V104H136L135 102L137 101L136 99H133L134 97H131V96H124V94H123V92L125 91L124 89L126 88V89H130V88H128L127 86L129 85L130 86V84H131V86L133 85L134 87H135V89L137 88L138 89V87H139V89H140V91L142 90H144L143 91V93H145L147 90H146V86L148 87L149 85H151V83H152V81L151 80H153V81H155L154 82V84H152L151 86H149L151 89L153 88V85H155L154 87H156V88H153V89H161V91H162V96H164L165 97V99L164 100H166L167 99V101H165V103H166V106H164L162 109L163 110H161V112H159V117H156V118H154V117H152V116H150L151 117V120H149V118H148V121H147V119H146V117H145V119L146 120H144V122L143 123H140V124H138L137 123V125H136V127H137V129H136V131H135V128H133L134 130V137L136 138V139H138L140 142H142V138H143V136H145V134L147 135V133H149L150 131H155V132H157L159 135H160V137H161V139H164L163 137H167V138H169L170 136H174V135H176L175 137H176V152L178 151V148H179V145H178V139L180 138V137H182V135L184 134V133H186L188 130H190L191 128H193V126L194 125H197L198 124V121H199V112L195 109V107H193L192 106V104H193V99L195 98V97H197L198 98V96H201V95H205V96H207V95H210V97L213 95V93L215 92V91H217L218 90V88H219V86H220V84H221V82L223 81V79H222V81L220 80L221 79V77H219V74H223V71L224 70H221L222 68L224 69L225 68V72L224 73H226V67H224L223 65H224V63L222 64V62H221V60H219ZM107 62H109V60L107 61ZM111 62V61H110ZM113 62L114 61H112V64H113ZM139 62V61H138ZM98 63V64H97ZM134 63V62H133ZM140 63V62H139ZM138 63V64H139ZM242 63V62H241ZM85 64V65H84ZM122 64H121V69H123L122 68ZM125 64L123 65V67H125ZM131 64H132V62H131ZM135 64V63H134ZM141 64V63H140ZM139 64V65H140ZM222 64V65H221ZM30 65V64H29ZM52 65L54 66V68L52 67ZM56 65V66H55ZM66 65H68V64H66ZM71 65H73L72 67H73V69H71L72 67H71ZM89 65V64H88ZM105 65V64H104ZM238 66H239V64H237ZM237 65H236V67H237ZM32 66V65H31ZM47 66H50V68L48 69L47 68ZM90 66V67H91ZM100 67L101 66H103L102 64L101 65H99ZM98 66V67H99ZM129 66H131V65H129ZM223 66V67H222ZM43 67V68H42ZM70 67V68H69ZM90 67H88V69L90 70ZM105 67V66H104ZM106 67H107V65H106ZM105 67V69L103 68V71L102 72H104V70H106L107 68ZM113 67V66H112ZM140 67V68H139ZM151 67H152V65H151ZM150 67V68H151ZM222 67V68H221ZM42 68V69H41ZM77 68V69H76ZM95 68V67H94ZM94 68H92V70L91 71H95V70H97V69H94ZM150 68H148V70H147V73H149L150 71H149V69ZM47 69H48V73H46V71H47ZM80 69H83L82 71L80 70ZM87 69V72L89 71ZM114 69V68H113ZM112 69V70H113ZM126 69V68H125ZM129 69V68H128ZM131 69V68H130ZM130 69L129 70H126V72L128 71V75H129V72H132V71H130ZM238 69H239V67H237V70L236 71H238ZM252 69V68H251ZM66 70L64 71V73L66 72ZM109 69H107V71L105 72L106 74L105 75H107V72H111V70H109ZM138 70V71H137ZM222 71V73H220L221 71ZM34 70H32V72H33ZM34 71V72H35ZM149 71V72H148ZM194 71V72H193ZM240 71V70H239ZM33 72V73H34ZM38 72V73H39ZM50 72V73H51ZM58 72H59V70H58ZM90 72V71H89ZM88 72V73H89ZM115 72H113L112 74H114ZM123 72V73H124ZM251 72H252V74H251ZM37 73V72H36ZM93 73V72H92ZM92 73H90V74H92ZM95 73V72H94ZM233 73H235L234 75L233 74H231L230 76H232L233 77V79L231 80V78H229L228 77V80H231V82L232 81H234L235 82V75L237 76V74L236 73H238V72H233ZM56 74H58V73H56ZM69 74V75H68ZM112 74H111V76H112ZM120 74V75H121ZM144 74H146V75H144ZM40 76H41V74H39ZM39 75H38V77H39ZM51 75H52V73L51 74H49V78H53L54 77V75H52L53 77H51ZM80 75V74H79ZM117 75H113V76H117ZM133 75V76H132ZM65 76V75H64ZM64 76H63V78H64ZM87 76V75H86ZM90 76V75H89ZM102 77L101 78H103V77H105V76H103V75H101ZM127 78H126V77ZM223 76V75H222ZM80 77H81V75H80ZM45 78H43V76H41V78L40 79H43V81L45 82ZM100 78V80L102 81V79ZM126 78V79H125ZM151 78V79H150ZM157 79V78H156ZM57 80V79H56ZM158 81H160V79H158ZM151 82V83H150ZM229 82V81H228ZM227 82V83H228ZM231 82H229V83H231ZM234 82H232V83H234ZM133 83V84H132ZM156 83V84H155ZM223 83V82H222ZM44 84V83H43ZM144 84V85H143ZM224 84V90H226L227 89V85H226V83L224 82L223 83ZM45 85H47L46 84V82H45ZM67 85V84H66ZM65 85V86H66ZM72 85V86H71ZM74 85V86H73ZM110 85H112L111 87H113V88H111V87H109ZM157 85V86H156ZM163 85V86H162ZM231 85V84H230ZM107 86L109 87L108 88V91H109V93L106 91L107 89ZM130 86V87H131ZM140 86L141 87H143V88H145V89H141L140 88ZM145 86V87H144ZM134 87H131L132 88V90L134 89ZM148 87V88H149ZM158 87V88H157ZM110 89H112V90H110ZM135 89H134V91H135ZM150 89V90H151ZM72 90V91H71ZM131 90V89H130ZM129 90V91H130ZM132 90H131V92H132ZM133 91V92H134ZM136 91H139V90H136ZM106 92L108 93V94H106ZM64 93V94H65ZM119 93V94H118ZM122 95H121V94ZM130 93V92H129ZM84 94V93H83ZM127 94H128V92H127ZM120 96L119 97V99H117L116 97L117 96ZM129 95H131V94H129ZM133 95H134V93H133ZM28 96H30V95H28ZM27 96V97H28ZM73 96H75V97H73ZM124 96V97H123ZM195 96V97H194ZM22 97H26V96H24V95H20V94H18V96L17 97H8V98H10V100H6L4 103H5V105H3V106H0V118H2V117H4V109L5 108H7L8 106L10 107V104H12L13 102L15 103V102H17V104H19V106H20V110H21V114H20V117L17 119L18 120V122H22V121H29V119L31 118H29V116L30 115H32V118H31V120L34 118V117H36V111L34 112V111H27L26 110V108H28L27 106H29V108H30V104L28 105L27 104V101H25L26 100V98H24V99H22ZM85 97V98H86ZM7 98V99H8ZM29 98L30 97H28V100H29ZM77 98V99H76ZM111 98L112 99H114V100H111ZM248 98V99H247ZM12 99H17V100H12ZM190 99H192V100H190ZM196 99V98H195ZM110 100H111V102H110ZM133 100L135 101V102H133ZM190 100V102H188ZM30 101V100H29ZM105 101V100H104ZM21 102H23V103H21ZM45 97H44V95H42L41 96V99H40V104L42 105H44L45 103ZM262 102V103H261ZM98 103V102H97ZM187 103H189V105L187 104ZM27 104V105H26ZM99 104H97L96 106H98ZM12 105H14V104H12ZM171 105L173 106L172 108H171ZM4 106H5V108H4ZM193 107V108H188V107ZM99 107V106H98ZM120 107H118L119 109H120ZM95 108V107H94ZM118 108H117V110H118ZM133 108H135V107H133ZM127 109H129V107L127 108ZM130 110V109H129ZM133 110V109H132ZM124 111H126L125 110V108L122 110H119V112L118 113H121V112H123L124 113ZM33 112H34V114H33ZM127 112V111H126ZM118 113H115V114H118ZM161 113V114H160ZM222 113H225V112H222ZM111 114V115H110ZM115 114H113V116L115 115ZM149 114H151V113H149ZM109 115V116H108ZM124 115H125V113H124ZM34 116V117H33ZM154 116V115H153ZM220 116V115H219ZM216 117H218V116H216ZM112 118H114V119H116L117 121H118V119L117 118H115V116L114 117H112ZM152 118H153V120H152ZM221 118V117H220ZM219 119V118H218ZM33 120H35V119H33ZM120 120V119H119ZM221 120H218V122L219 121H221ZM109 121H111V122H115L116 123V125H115V123H108L104 128L105 129H107L108 131L109 130H111V129H113L114 127L116 128V126L118 127V125H119V127H120V125L122 124V123H119V124H117L118 122H116L115 120H109ZM215 121H217V119L215 120ZM120 122V121H119ZM174 122H176V124L174 125L173 123ZM218 122H216V123H218ZM102 123V122H101ZM222 123V124H221ZM244 126V130H245V132L244 133H240V130L242 129V127ZM118 127V128H119ZM195 127V126H194ZM4 128V127H3ZM117 129V128H116ZM119 131V130H118ZM215 131H217V129H215ZM25 132H28V130H26ZM106 132V131H105ZM117 132V131H116ZM135 132H136V134H135ZM114 133H115V131H114ZM152 134H153V132H151ZM149 135H151L150 133H149ZM172 136V137H173ZM171 137V138H172ZM244 137V138H243ZM167 138H166V140H167ZM170 138V139H171ZM243 138V139H242ZM62 140L60 141V143H58V142H56L57 144H58V147H60V145H61V142H62ZM75 140H77L76 141V143H75ZM196 141V140H195ZM195 141H193V144L195 143H197L198 145H199V141L197 140L196 142ZM258 141H260V142H262L261 144H260V146H258V145H256V146H258L257 148V150L255 151V149H254V152L253 151H247V148H249L250 146H251V144H256ZM47 142H48V144H47ZM224 142V143H223ZM260 142H258L257 144H259ZM0 144H1V142H0ZM52 144V143H51ZM194 144V145H195ZM62 145H63V143H62ZM200 146V145H199ZM198 146V147H199ZM135 147L137 148V149H139L140 147L138 146H136L135 145ZM134 147V148H135ZM53 148V147H52ZM51 148V149H52ZM131 148H132V151H133V146H131ZM135 148V149H136ZM264 148V147H263ZM47 149L45 150V151H47ZM239 150L240 152H238L239 154H240V156L241 157H243V156H247V153L249 152L250 154H251V156L253 157H251L250 156V154L248 153V156H250V157H244V159L245 158H247L249 161H248V163L249 164H247V159H243L246 163L244 164V166L246 165V170H241L240 171V173L238 174V177H237V180H233V181H236V183L234 184V185H230V186H227V185H225V178H224V176H223V172H224V170L226 169L225 167H226V165L228 164V162H229V157L231 158V160H232V158H233V154H232V152L234 153V151H236L237 152V150ZM250 149V148H249ZM49 150H50V152H49ZM58 150V149H57ZM81 150H83L84 152H82ZM140 150V149H139ZM136 150H134L133 152H135ZM251 152H253V155H252V153ZM137 153H138V151H137ZM137 153H133V154H137ZM48 154H50V155H48ZM17 156V155H16ZM19 156V155H18ZM17 156V157H18ZM18 158H20V157H18ZM14 160H16V158L14 159ZM93 160V161H92ZM255 160H253V161H255ZM19 161V160H18ZM114 161H116V159H114ZM253 161H252V163H253ZM16 162H17V160H16ZM21 161H19V163H20ZM199 163V164H198ZM255 163V162H254ZM162 165V166H161ZM160 166H161V170H162V167H164L165 165H163V164H161ZM23 167H25L26 165H22ZM243 165H242V167H244ZM250 166V165H249ZM28 167V166H27ZM167 167V166H166ZM22 168V167H21ZM20 168V169H21ZM101 168V167H100ZM158 168V167H157ZM245 168V167H244ZM20 169H19V171L16 173L17 175H22L23 174V172L24 171H22V170H27V168L25 167V168H22V170L20 171ZM159 170H160V167L158 168ZM158 169L156 170V172H158ZM165 169V168H164ZM160 170V171H161ZM28 171V170H27ZM101 171H102V169H101ZM100 171V172H101ZM243 171H246L245 173L243 172ZM26 172V171H25ZM144 173H146V171H143ZM89 173V172H88ZM95 173V174H96ZM98 174V173H97ZM159 174H161V176H162V172L161 173H159ZM159 174H157V175H159ZM244 174V175H243ZM156 174H154L153 176H155L154 178H157L156 179V181H155V179H153V178H151V180L153 179L155 182H159L160 181V179H159V177H161L160 175L158 176V177H156L157 176ZM245 175V176H246ZM250 176V175H249ZM263 176V177H262ZM245 179V180H243V181H246L247 182V184H245V182H243L242 181V179ZM254 178H255V180H254ZM143 180H144V178H142L141 176L140 177H137V178H134V179H131V184H133L132 185V187H134V185H136V184H139V185H142V183L141 182H143ZM260 180V181H259ZM149 181H150V179H149ZM250 181V182H249ZM146 182V181H145ZM144 182V183H145ZM153 182V181H152ZM152 182L150 183H148V180H147V182L146 183H148V184H151L152 186V188L155 186V184L153 185L152 184ZM250 184H252V185H250ZM256 183V184H258L257 186H256V188L257 189H259V183ZM129 183H130V181H129ZM141 183V184H140ZM154 183V182H153ZM264 183H260V185H261V187H262V185H263ZM130 185V184H129ZM131 186V185H130ZM131 187V188H132ZM150 187V186H149ZM150 187V188H151ZM253 187V188H252ZM261 187H260V189H259V191L261 190ZM255 188V189H256ZM256 189V191H258ZM172 190H174V189H172ZM250 191V192H249ZM255 191V192H256ZM3 192H4V187H0V194H3ZM173 191H171L170 193H172ZM168 194V195H171V194ZM249 193H250V195H249ZM254 193V190L252 191V194ZM260 193V192H259ZM167 195V196H168ZM169 197V196H168ZM167 197V198H168ZM171 197H172V195H171ZM225 197V198H224ZM228 197V198H227ZM90 198V197H89ZM86 200H88V199H86ZM62 203V204H63ZM202 204V205H201ZM260 204V207H258L257 209H255L254 211H252V213L251 214H253V215H250L249 214V216L247 215L246 217H244L245 219H243V222H241L242 224L240 225V227L239 228H237L236 229V232L234 233V239H232V243H233V247H234V251L236 252V253H238L239 252V250H236V249H241L242 248V253L245 255V256H242V257H244V258H247V256L249 255V256H251V261H250V263L249 264H264V204L263 203H261L260 201L257 203V205H259ZM238 205H243L244 207H245V209H244V207H243V209L241 210V209H239V211L241 210V212H240V214H238L239 213V211L237 210V212H236V208H235V210H234V208L233 207H238ZM47 206H49V205H46L45 207H47ZM191 207V208H192ZM201 207V208H202ZM242 207V206H241ZM241 207H239V208H241ZM199 210V211H198ZM230 211V210H229ZM199 212V213H198ZM187 216V215H186ZM194 216V217H195ZM198 216H200V214L198 215ZM198 216H197V218H198ZM192 217V216H191ZM201 218V217H200ZM186 217H184V216H179V223L176 225V227H177V234H176V239H183V237L185 236V233H186V228H187V224H186ZM199 219V218H198ZM211 221H212V219H211ZM77 225V224H76ZM73 227H75L76 228V230H77V227L74 225ZM199 227L198 226H196V227H194L193 228V233H191L192 231L190 230L188 233H190V235H191V241H190V239L188 240V242H192L193 244L191 245H188L187 247H189V246H196L194 243H197L198 241H200V234L198 233L199 232V229H198ZM250 228V229H249ZM215 229V230H216ZM249 230V231H248ZM21 232H25V229L24 230H22ZM159 233H161L162 232V230H159L158 231ZM245 232H247V236L245 237V236H243L244 234L246 235V233ZM243 233V234H242ZM193 235V236H192ZM138 236V233H136L135 234V238H136V240H134V238L133 239H131V241L132 242H130V243H133L134 241H137V237ZM250 236V237H249ZM248 239V240H247ZM215 240V239H214ZM139 241V240H138ZM212 241V240H211ZM210 241V242H211ZM124 242V241H123ZM213 242V241H212ZM135 243V242H134ZM137 243V242H136ZM198 244V243H197ZM193 246V248H191L192 250L193 249H195V247ZM252 250L254 251V252H252ZM47 251V250H46ZM42 253H43V257H44V254H46L47 255V253H44L45 251H41ZM41 253V254H42ZM254 253V254H253ZM40 254V255H41ZM57 254V253H56ZM236 254H234V256H235ZM49 256V255H48ZM52 258H53V256H52ZM51 258V261H53V259ZM54 258H56V260H54L53 262H55V263H59V264H61L62 262H63V258H62V260H60V257H59V255H57L56 257H54ZM216 259V258H215ZM214 262L216 261L217 262V260H214V259H212ZM235 260V259H234ZM233 260V262H235V263H237L238 262V259H236L235 261ZM41 261H42V259H41ZM60 261V262H59ZM12 262H14L15 263V261H13L12 260ZM134 263H135V261H134ZM51 264V263H50ZM54 264V263H53Z\"/></svg>","mask_w":264,"mask_h":264}]
</instances>
